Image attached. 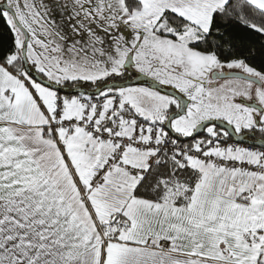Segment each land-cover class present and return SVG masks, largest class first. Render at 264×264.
Here are the masks:
<instances>
[{
  "label": "snow or ice",
  "instance_id": "snow-or-ice-1",
  "mask_svg": "<svg viewBox=\"0 0 264 264\" xmlns=\"http://www.w3.org/2000/svg\"><path fill=\"white\" fill-rule=\"evenodd\" d=\"M70 7L0 0V264H264V0Z\"/></svg>",
  "mask_w": 264,
  "mask_h": 264
},
{
  "label": "rangeland",
  "instance_id": "rangeland-1",
  "mask_svg": "<svg viewBox=\"0 0 264 264\" xmlns=\"http://www.w3.org/2000/svg\"><path fill=\"white\" fill-rule=\"evenodd\" d=\"M50 8L54 9L50 13V17L54 18L56 23L62 25L65 29L71 30L72 19L70 16L72 0H43ZM23 3V0H21ZM69 5L68 9L61 7V5Z\"/></svg>",
  "mask_w": 264,
  "mask_h": 264
},
{
  "label": "trees",
  "instance_id": "trees-1",
  "mask_svg": "<svg viewBox=\"0 0 264 264\" xmlns=\"http://www.w3.org/2000/svg\"><path fill=\"white\" fill-rule=\"evenodd\" d=\"M2 25H3V21L0 20V26H2ZM257 139H259V136H257Z\"/></svg>",
  "mask_w": 264,
  "mask_h": 264
},
{
  "label": "water",
  "instance_id": "water-1",
  "mask_svg": "<svg viewBox=\"0 0 264 264\" xmlns=\"http://www.w3.org/2000/svg\"><path fill=\"white\" fill-rule=\"evenodd\" d=\"M259 141V139H257Z\"/></svg>",
  "mask_w": 264,
  "mask_h": 264
}]
</instances>
